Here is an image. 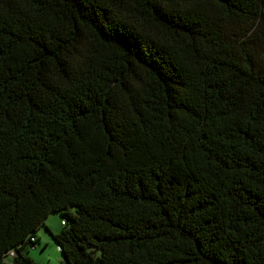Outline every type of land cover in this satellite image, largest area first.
Returning a JSON list of instances; mask_svg holds the SVG:
<instances>
[{"label": "trees", "instance_id": "obj_1", "mask_svg": "<svg viewBox=\"0 0 264 264\" xmlns=\"http://www.w3.org/2000/svg\"><path fill=\"white\" fill-rule=\"evenodd\" d=\"M57 212L68 264H264V0H0V264Z\"/></svg>", "mask_w": 264, "mask_h": 264}, {"label": "rangeland", "instance_id": "obj_2", "mask_svg": "<svg viewBox=\"0 0 264 264\" xmlns=\"http://www.w3.org/2000/svg\"><path fill=\"white\" fill-rule=\"evenodd\" d=\"M62 218L59 212L50 214L45 222L46 225H42L37 232L39 243L25 250V253L38 264H61L63 252L60 251L51 233L61 229Z\"/></svg>", "mask_w": 264, "mask_h": 264}, {"label": "water", "instance_id": "obj_3", "mask_svg": "<svg viewBox=\"0 0 264 264\" xmlns=\"http://www.w3.org/2000/svg\"><path fill=\"white\" fill-rule=\"evenodd\" d=\"M63 263H64V264H68V263L65 261V259H63Z\"/></svg>", "mask_w": 264, "mask_h": 264}, {"label": "built area", "instance_id": "obj_4", "mask_svg": "<svg viewBox=\"0 0 264 264\" xmlns=\"http://www.w3.org/2000/svg\"><path fill=\"white\" fill-rule=\"evenodd\" d=\"M63 222H65V221H63ZM33 239V238H32Z\"/></svg>", "mask_w": 264, "mask_h": 264}, {"label": "clouds", "instance_id": "obj_5", "mask_svg": "<svg viewBox=\"0 0 264 264\" xmlns=\"http://www.w3.org/2000/svg\"><path fill=\"white\" fill-rule=\"evenodd\" d=\"M34 239V237H32Z\"/></svg>", "mask_w": 264, "mask_h": 264}]
</instances>
